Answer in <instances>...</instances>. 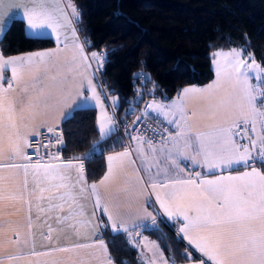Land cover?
<instances>
[{
    "label": "snow or ice",
    "instance_id": "snow-or-ice-1",
    "mask_svg": "<svg viewBox=\"0 0 264 264\" xmlns=\"http://www.w3.org/2000/svg\"><path fill=\"white\" fill-rule=\"evenodd\" d=\"M59 3L60 0H30V7L22 5L26 17V35L30 38L54 36L57 43L63 44L64 48H73V60H82L91 68L84 45L77 37L76 28ZM68 7L72 9L75 20L81 22L79 12L70 0ZM3 30L0 26V35ZM60 51L58 48L55 51H40L7 59L0 53V154L4 151L3 142L7 138L10 159L19 157L27 160L23 147L29 144L28 137L16 122L17 106L10 93L20 85L26 72L38 70L41 65L47 71L46 66L49 62L55 63ZM242 54V50L236 49L227 53H214L217 79L212 84L206 88H185L170 105L154 101L147 106V109L171 117L168 123L176 128L174 135L168 133L166 138L162 137L163 143L159 148L151 140L141 136L131 137L136 141L135 150L147 174L146 190H150L155 196L151 203H158L168 220L177 222L178 236L201 255L199 264H264V68L257 65L254 59L249 64L242 59ZM106 55L96 52L91 54V59L96 61L97 71L103 67ZM9 70L11 76L5 86L4 74ZM250 73H255L254 78L259 83H252L253 76ZM222 81L230 86L231 91L210 104L211 115L215 117L218 111L223 110L226 119L233 111L238 112V117L229 124H211L206 130L194 128L192 118L196 113L188 109L190 98L204 96L212 100L224 87ZM84 87L81 84L76 94L82 102L91 100L99 106V131L101 135H105L114 126L113 118L108 115L91 79L87 81L90 96H84L80 90ZM27 90L25 85L23 91ZM147 109L143 113L145 117L148 115ZM20 110L23 111V108ZM241 127L243 134L235 131ZM48 131L51 132L52 129ZM237 140L247 142L238 143ZM58 142L63 143L62 137L58 138ZM145 144L149 152H145ZM189 149H193L192 154H189ZM158 153L165 161L163 166ZM131 155L125 149L115 156H108L109 172L100 183L108 181L115 168H122L126 163L134 164L135 161L130 159ZM42 159L25 164L0 165V168H23L25 187L28 188L31 183L29 196L36 197L38 211L56 213V223L61 227L66 225L78 237L81 228L93 225L90 218L77 219L85 215L81 200L87 199L89 191L95 197V206L102 207L107 214L112 231L128 237L133 236L127 223L115 219L108 206L101 205L98 185L87 184L83 158L73 157L63 162L59 155H50L48 162H42ZM180 159L190 160L193 166L205 169L206 172L202 174L196 171L185 175V169L178 162ZM257 163L262 167H256ZM241 168L244 170L241 171ZM66 207L69 210L64 213ZM29 208L31 211V203ZM147 216L151 220L150 225L133 224L131 228L151 227L154 231H160L155 217L151 213H147ZM52 231L49 226L45 239H51ZM135 235L139 236L140 233L136 232ZM129 243L146 250L140 252L142 264H170L160 245L148 241L147 237L142 242L130 239ZM95 247L103 251L107 264H113L102 238L93 239L91 243L75 244L51 251L67 252L75 248ZM166 247L171 251L170 245L166 244ZM32 254L48 253L33 251ZM184 258L192 264L187 250ZM171 264H176L174 256Z\"/></svg>",
    "mask_w": 264,
    "mask_h": 264
},
{
    "label": "trees",
    "instance_id": "trees-1",
    "mask_svg": "<svg viewBox=\"0 0 264 264\" xmlns=\"http://www.w3.org/2000/svg\"><path fill=\"white\" fill-rule=\"evenodd\" d=\"M69 4V0H66ZM80 15L74 18L78 35L87 49L106 53L96 74L106 96L117 95L112 104L121 119L140 103L136 98L138 72H144L151 96L168 99L186 84H201L213 75L212 56L217 49L238 48L264 67V0H70ZM54 46L50 37L30 38L24 21L13 18L0 38L4 55ZM263 78V77H262ZM146 96V95H145ZM63 150L83 158L87 181L94 183L106 167L105 154L124 147L116 127L101 137L94 106L72 110L60 124ZM264 169V168H263ZM151 205V204H150ZM160 231L146 228L164 253L176 263L198 258L175 232V225L161 215ZM101 234L116 264H142L126 234L110 230L100 214ZM171 246V251L166 247Z\"/></svg>",
    "mask_w": 264,
    "mask_h": 264
},
{
    "label": "crops",
    "instance_id": "crops-1",
    "mask_svg": "<svg viewBox=\"0 0 264 264\" xmlns=\"http://www.w3.org/2000/svg\"><path fill=\"white\" fill-rule=\"evenodd\" d=\"M22 5L30 7V0H0V26L4 29L3 33L13 18H19L24 21L26 33V17ZM68 5L69 4L66 0H60L59 6L65 10L75 27L72 9L68 7ZM68 34L70 36V31ZM1 36L2 35H0V38ZM44 37L52 38L54 46L26 50L8 55L3 54L7 59L34 52L55 51L58 48L61 49L58 56L55 58V63L53 64L52 62H49L46 66L47 71H45V66L41 65L38 70L26 72L20 85L16 87L14 92L10 93L11 99L17 106L16 122L21 131L29 137L42 126L60 127L61 121L70 115L74 108L80 106H94L96 108V121L99 130V106L91 100L86 103L82 102V99L76 94L77 89L83 84L85 87L80 90L83 91L84 96L91 95V92L87 88L88 79H91L92 83L96 86L97 92L101 96V100L104 103L108 115L113 118L114 126H111V131H114L116 129V122L112 104L116 102L117 95L113 94L106 96L104 94L96 74V61L91 59L92 53L87 51L84 47L85 54L89 57L88 63L92 65V67L89 68L82 60H73L74 50L71 46L69 48H64L63 44H58L55 37L52 35ZM77 37L82 43L78 31ZM233 49L239 50L238 48L217 49L214 53H227ZM214 53L212 56V67L214 71L212 77L208 81L201 84L190 83L183 85L179 93L168 99L153 95L148 99L149 103L151 104L155 101L159 104L170 105L177 99L178 94H180L183 89L191 87L206 88L209 84H212L217 79ZM242 59L248 60L250 63L253 61V58L249 55L242 54ZM254 61L256 60L254 59ZM256 62L259 63L258 61ZM4 75L5 86H7V79L11 76L10 70L6 71ZM250 75L253 76V84L259 83L255 80L254 73H250ZM222 84H224V87L214 98H212V100H209L204 96H194L190 98L188 109L190 112L194 111L196 113L192 118L194 128L206 130L211 124H229L238 117V112L233 111V113L226 119L223 110L218 111L215 117L211 115L210 104H214L217 100L231 91V88L227 83L222 81ZM25 85H27L28 88L27 92L23 91ZM136 98H138V96H136ZM21 108H23V111L20 110ZM159 115L167 120L171 118L165 117L162 114ZM171 126L170 133L174 135L176 128L172 124ZM235 131L243 134L242 127ZM110 132L101 135L99 131L102 138L106 137ZM249 134L251 135V133ZM237 142L246 143L247 141L237 140ZM162 143L163 140L154 145L159 148ZM169 147H171L170 144ZM3 148L4 151L0 154V165H8L12 163L25 164L37 161L24 160L19 157L15 160L10 159L11 153L8 148L7 138H5L3 142ZM24 148L25 146L23 147V151ZM125 149H128L132 153L130 159L134 160L135 163H126L122 168H115L114 174L110 179L104 184H101L100 181L103 180L109 172L108 156H115L118 153L125 151ZM135 149L136 141L132 140L130 147L124 146L120 149L107 152L105 154V170L94 183L98 185L101 205H107L113 217L118 221L122 220L127 223L130 231L133 232L132 237L127 236L129 240L135 239L134 235L138 230L141 234L138 240L135 239L137 242H142L143 238L147 237L148 241L156 242L160 245L156 239L150 237L146 233V228H131L133 224L150 225L151 220L147 216V213H151L155 218L157 215H161L168 222H172L175 225L176 233L178 228L177 222L168 220L167 216L163 214V210L159 208L158 203H151V201L155 200V196L150 193V190H146L147 174L144 171L143 163ZM144 150L145 152H149L147 144H145ZM188 152L189 154H192L193 149H189ZM158 155L161 154L158 153ZM197 159L199 160L200 157H197ZM68 160L70 159L64 160L63 162H67ZM75 162L76 161H74V163ZM178 162L180 167L185 169V175L196 171H199L202 174L206 172L205 169L193 166L190 160L180 159ZM160 163L162 166L165 164L162 155ZM256 167L262 166L257 163ZM240 170L243 171L244 169L241 168ZM262 170L264 169L262 168ZM154 172L155 168H153V173ZM0 178H2L0 179V264H107V257L99 247L75 248L74 250L67 252L51 251L52 249H58L61 247H72L75 244L91 243L93 239L99 238H102L106 244V241L101 234L100 214L103 213L105 215L108 226L112 231L110 227L111 222L108 220L107 214L103 212L102 207L95 206V197L91 195L90 191L87 199L81 200V203L84 204L85 215L83 217H78L77 219L85 220L90 218L93 225L81 228L80 236L78 237L73 233L72 229L68 228L66 225L61 227L56 223V213L38 211L36 207V197L29 196L31 183H29L28 188L25 187L23 168H0ZM161 178H163V176ZM87 184L91 185L88 181ZM30 203L31 211L29 208ZM145 209H147V212ZM68 210L69 209L66 207L64 213H67ZM158 212L160 214H158ZM64 213H60V215H63ZM93 213L95 214L93 215ZM69 223H72V221H69ZM49 226L53 229L50 240L45 239V236L48 234ZM93 226L98 227L94 228ZM184 242L187 244L186 240H184ZM188 247L198 255V258L191 259L192 264H199L201 255L192 246L188 245ZM160 248L162 250L161 245ZM107 250L108 256L111 257L108 246ZM136 250L140 260V252L146 250L142 248H136ZM33 251L48 254L33 255ZM164 256L169 259L171 264V259L165 253ZM11 257L18 258L11 259ZM112 262L113 264H116L113 259ZM176 264H189V260Z\"/></svg>",
    "mask_w": 264,
    "mask_h": 264
},
{
    "label": "built area",
    "instance_id": "built-area-1",
    "mask_svg": "<svg viewBox=\"0 0 264 264\" xmlns=\"http://www.w3.org/2000/svg\"><path fill=\"white\" fill-rule=\"evenodd\" d=\"M138 80L141 84L136 85V96L141 98L140 103L132 106L125 117L118 119L115 116L116 127L124 139L125 147L131 146L132 136H141L146 140H151L153 144L159 143L162 141V137H167L172 128L166 118L151 109H147L150 104L147 95L151 93V86L148 82L146 83L143 71L138 72ZM146 109L148 111L147 117L143 115ZM48 129H52V131L49 132ZM61 137L63 139L60 127L42 126L28 137L29 144L25 146L23 153L27 155V160H41L43 158L42 161L45 162L49 161L50 155H59L60 161L73 158L74 156L64 152L63 143L58 142V138ZM136 232L141 234L138 230ZM134 236L138 240L140 235Z\"/></svg>",
    "mask_w": 264,
    "mask_h": 264
},
{
    "label": "rangeland",
    "instance_id": "rangeland-1",
    "mask_svg": "<svg viewBox=\"0 0 264 264\" xmlns=\"http://www.w3.org/2000/svg\"><path fill=\"white\" fill-rule=\"evenodd\" d=\"M93 52H95V51H92L91 53H93ZM96 53H98V52H96ZM98 54H99V53H98ZM247 62H248L249 64H251L250 61L247 60ZM255 63H256L257 65L260 66V64L257 63L256 61H255ZM260 67H261V66H260ZM261 68H264V67H261ZM254 76H255V73H254ZM262 77L264 78V74H262Z\"/></svg>",
    "mask_w": 264,
    "mask_h": 264
}]
</instances>
